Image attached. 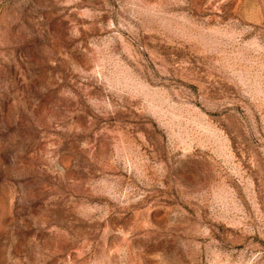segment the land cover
<instances>
[{
  "label": "rangeland",
  "instance_id": "1",
  "mask_svg": "<svg viewBox=\"0 0 264 264\" xmlns=\"http://www.w3.org/2000/svg\"><path fill=\"white\" fill-rule=\"evenodd\" d=\"M0 264H264V0H0Z\"/></svg>",
  "mask_w": 264,
  "mask_h": 264
}]
</instances>
